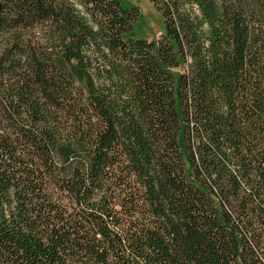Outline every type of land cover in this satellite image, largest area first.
<instances>
[{"label":"trees","instance_id":"obj_1","mask_svg":"<svg viewBox=\"0 0 264 264\" xmlns=\"http://www.w3.org/2000/svg\"><path fill=\"white\" fill-rule=\"evenodd\" d=\"M1 1L0 264H264V0Z\"/></svg>","mask_w":264,"mask_h":264},{"label":"rangeland","instance_id":"obj_2","mask_svg":"<svg viewBox=\"0 0 264 264\" xmlns=\"http://www.w3.org/2000/svg\"><path fill=\"white\" fill-rule=\"evenodd\" d=\"M73 1V0H71ZM76 2V1H75ZM124 8H133L139 12V19L134 23L132 34L136 40H145L147 43H156L160 48L161 37L166 32L164 18L157 6L149 0H119ZM180 71L176 69V74ZM192 178V171H188Z\"/></svg>","mask_w":264,"mask_h":264},{"label":"flooded vegetation","instance_id":"obj_3","mask_svg":"<svg viewBox=\"0 0 264 264\" xmlns=\"http://www.w3.org/2000/svg\"><path fill=\"white\" fill-rule=\"evenodd\" d=\"M0 4L2 5V9L0 10V14H1L4 11V4L1 0H0Z\"/></svg>","mask_w":264,"mask_h":264},{"label":"water","instance_id":"obj_4","mask_svg":"<svg viewBox=\"0 0 264 264\" xmlns=\"http://www.w3.org/2000/svg\"><path fill=\"white\" fill-rule=\"evenodd\" d=\"M2 9V5L0 4V10Z\"/></svg>","mask_w":264,"mask_h":264}]
</instances>
